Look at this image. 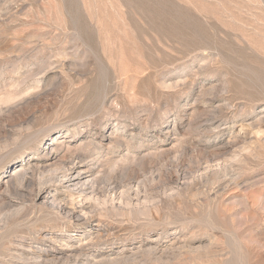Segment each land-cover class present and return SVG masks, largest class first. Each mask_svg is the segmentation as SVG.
<instances>
[{
  "label": "rangeland",
  "instance_id": "374dc122",
  "mask_svg": "<svg viewBox=\"0 0 264 264\" xmlns=\"http://www.w3.org/2000/svg\"><path fill=\"white\" fill-rule=\"evenodd\" d=\"M0 264H264V0H0Z\"/></svg>",
  "mask_w": 264,
  "mask_h": 264
},
{
  "label": "bare ground",
  "instance_id": "6f19581e",
  "mask_svg": "<svg viewBox=\"0 0 264 264\" xmlns=\"http://www.w3.org/2000/svg\"><path fill=\"white\" fill-rule=\"evenodd\" d=\"M212 120H213V119H212ZM67 171H68V170H67ZM25 172H26V171H25ZM67 174H68V173H67ZM80 174H81V173H80ZM81 175H82V174H81ZM79 176H80V175H79ZM77 177H78V176H77ZM30 178H31V177H30ZM79 178H80V177H79ZM71 179H72V178H71ZM33 261H34V260H33ZM33 261H32V262H33Z\"/></svg>",
  "mask_w": 264,
  "mask_h": 264
}]
</instances>
